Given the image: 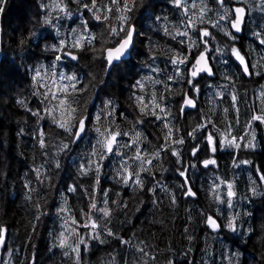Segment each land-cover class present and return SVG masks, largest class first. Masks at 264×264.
<instances>
[{
  "label": "clouds",
  "instance_id": "clouds-1",
  "mask_svg": "<svg viewBox=\"0 0 264 264\" xmlns=\"http://www.w3.org/2000/svg\"><path fill=\"white\" fill-rule=\"evenodd\" d=\"M166 3L171 10L161 0H0V15L14 5L23 8V15L13 18L12 42L4 39L9 21L0 23V86L14 99L13 109L25 113L4 116L0 205L10 192L6 129L14 122L17 137L30 135L34 141L30 171L19 178L26 189L24 230L35 231L28 237L33 243L37 222L43 225L41 218L56 201L52 219L58 227L47 233L50 264H183L185 259L191 264L197 245L196 264H264V179L257 183L253 160L245 157L233 158L225 177L217 171V148L208 141L210 135L218 140L225 154L261 149L253 117L264 115V83L253 89L241 76L249 75L245 53L252 57L254 74L264 72V53L251 42L264 45V0ZM242 36L248 37L243 52ZM61 53L70 55L67 63H61ZM201 57L207 68L196 72ZM32 96L39 109L29 106ZM121 102L130 112L118 122ZM94 104L98 111L86 127ZM149 117L159 122L155 130L145 123ZM241 174L247 178L243 190ZM102 177L110 187L102 188ZM62 178L66 191H57ZM146 204L151 205L144 214L147 223L135 225ZM209 217L220 220L217 227L209 225ZM178 220L186 221L182 230ZM84 225L88 230L80 232ZM3 231L0 220V241ZM250 240L255 256L247 251ZM21 256L10 241L0 264H17ZM28 260L23 256L19 264Z\"/></svg>",
  "mask_w": 264,
  "mask_h": 264
},
{
  "label": "trees",
  "instance_id": "trees-1",
  "mask_svg": "<svg viewBox=\"0 0 264 264\" xmlns=\"http://www.w3.org/2000/svg\"><path fill=\"white\" fill-rule=\"evenodd\" d=\"M12 3L13 4L17 3V0H12ZM161 3L163 6L169 7L167 6L166 0H161ZM169 10H171L170 7ZM87 14L88 13L85 10V15ZM17 15H21V16L23 15L22 6L14 5L11 10V13L10 10L6 9L5 13L3 15H0V23H2L4 20L9 21L7 27L5 28V35H4V39L8 42H12V40L15 37L16 29L12 27V24L14 22L13 18H15ZM9 33L11 35H9ZM247 40H248L247 36L241 37V43L239 46L242 52L244 51V42ZM251 42L254 44L255 48L257 49V52L264 53V45H260L258 42L255 41H251ZM60 55H61V63H67L70 60V58L65 57L63 53H61ZM51 58L52 57H48L46 62H48ZM194 60H195V53H193V59L189 63L191 64L192 62H194ZM245 60L249 68V75L247 76L242 75L241 79L245 82V84H249V83L252 84L253 89H255L260 83H264V72H262L260 76H256L254 74L255 70L252 68V57H250L247 53H245ZM232 61L234 62V58H232ZM235 63L237 64V70H240L238 67V62ZM24 70L25 71L27 70L26 67ZM82 86L83 85H81V87ZM41 90L43 91L44 89L42 88ZM53 92H56L57 96L61 95V93L57 92L55 88L53 89ZM189 95H191V90L189 92ZM241 99H243V97ZM53 102L55 103V101ZM13 104H14V99L10 97V94L7 91L3 90L2 86H0V153L3 152L4 142H5V138L3 137V132L5 131V124H6L4 116L9 111H13L14 113L19 115H25L23 110L13 109L12 107ZM29 106L39 109L41 107L39 99L35 96H32ZM248 110H249V105L245 104L242 112V117L244 119H246L248 116ZM97 111H98L97 105L94 104L90 107L89 118L88 120L85 121L86 127L90 125ZM129 112L130 110L127 109V105L121 102L120 107L117 110V121L120 122L121 115L122 114L128 115ZM27 115L29 116L30 120H34V117H31L30 114ZM42 123L44 125V129L47 130L49 122L45 120ZM145 123L150 128H152V130H155L159 126V122L156 121L155 117H149L145 121ZM253 126L257 130V139L261 143V149L257 150L255 153H248L241 151L230 152L227 154L221 153L218 147L219 141L218 140L216 141L217 142L216 158L220 165V168L217 169V171L222 169L225 177L229 175L231 160L233 158L240 159L242 157H245V158H251L253 160V164L250 166L251 173L253 177L256 179L257 183L261 182V176L264 175V125H262L257 121L253 124ZM209 128H211V125H209ZM6 130L9 132L8 151L6 153V159L10 163L8 165L7 176L5 179V187L9 188L10 192L6 197L3 198L4 203L0 205V207L3 208V211L0 212V220H3L4 222V231H3L4 242L2 247L0 246V259L6 257L9 247V242L12 241L13 246L14 247L18 246L22 254L21 257L17 258V264H19V259L22 258L23 256L29 257L28 264H50L51 255L48 252L49 241H48L47 233L50 228L58 227V224L55 223L52 219V208L53 205L56 203V201L54 200L52 203L49 204L48 206L49 215L41 218L44 222L43 225L41 226L39 222H37V231H39V236L35 239V243H33V241L28 237L29 235L35 236L36 235L35 231L24 230V224H25L24 216L26 215V212L21 202L23 199V193L24 191H26V189L23 187V183L22 181H20L19 178L24 171L26 170L30 171V166H31L30 150L34 141H33V137L30 135L17 137L16 132L18 131V126L14 122L11 125H8ZM122 139H127V138L125 137ZM159 143L162 144L163 140L161 139ZM205 147H207V145H205ZM21 153H23V155H21ZM189 158H191V156H189ZM109 160H111V156L109 157ZM108 162H109L108 160L105 161V166H107ZM200 167L201 169H203L202 165H200ZM243 167L247 168L249 166H243ZM257 169H259V171H257ZM236 171L240 172L239 169ZM169 179H171V177H169ZM175 179L183 182V178L180 177L178 174L175 176ZM196 182L197 184L200 183L199 177L196 178ZM204 182L205 184L207 183L206 180ZM189 183L191 185L192 181L190 180ZM101 185L102 188H107L111 186L110 184L104 181L103 177L101 179ZM246 185H247L246 174H241L240 181H238V188L243 190L246 187ZM66 188H67V180L62 178L61 182L57 184V191L60 190L66 191ZM12 191L15 192L14 198L11 195ZM41 191H43V189H41ZM157 191L159 192V190ZM193 191L197 192V196L201 195L199 188H193ZM0 192H3L2 188H0ZM123 195L125 197L129 196L130 195L129 190L125 189ZM181 199H183V197ZM72 202L75 203L74 198ZM150 207H151L150 204H146L144 208L141 209V212L137 213V216L133 220V223L135 225H140L142 220L145 224L147 223V220L144 219V214L146 213L147 209ZM85 210L87 211L86 208ZM222 211H224L226 214V206L222 208ZM76 219L78 223L83 224V220H81L79 214H77ZM216 219H217V223H220V220L218 218ZM185 223L186 221L178 220V224L181 226V230ZM159 227H160L159 225L154 226L156 230H158ZM87 230L88 229L86 227L79 228L80 232H86ZM203 231H205V229H201V234H203ZM199 248L200 245H197L196 250L192 253L191 264H196V261L200 255ZM247 251L254 256L256 255V249L252 246L251 240L249 241ZM183 264H188V260L185 259Z\"/></svg>",
  "mask_w": 264,
  "mask_h": 264
},
{
  "label": "snow or ice",
  "instance_id": "snow-or-ice-1",
  "mask_svg": "<svg viewBox=\"0 0 264 264\" xmlns=\"http://www.w3.org/2000/svg\"><path fill=\"white\" fill-rule=\"evenodd\" d=\"M237 11H239V9H237ZM234 26H235V27H238L239 25H238V23H237V24H235ZM205 35H206V34H205ZM79 47H80V45L77 44V48H79ZM117 51H119V49H118ZM113 54H114L113 52L109 51V54H108V55H109V58H111V56H112ZM236 55H237V57L241 60V62L243 63V62H244V57H241L239 52H236ZM57 59H60V57L58 56ZM197 65H198V67H197V69H196V72L201 71L203 68H207V64H206V62H203V57H201L200 59L197 60ZM209 71H210V69H209ZM245 71H249L248 65H245ZM196 72H193V75H196ZM61 91H62V90H61ZM53 99H55V94H53ZM185 103H186V104H190V103H192V101L186 99V100H185ZM59 104H60V106L62 107V106L65 104V100L60 99V100H59ZM253 120H254L255 122L258 121L259 123L264 124V115H257V116H254V117H253ZM249 126L251 127V124H250ZM81 127H82V128L84 127L83 122H82V124H81ZM42 135H43V133H42ZM115 138H116V137L113 136L112 139L109 140V142H108V147H109V149H111V146H112V140H115ZM208 141H209V144L212 146V150L215 151L216 148H217V142L213 139V137H212L211 135L208 137ZM43 143H44V142H43V140H42V141H41V144L43 145ZM233 143H235V138H233ZM213 163H215V160H205V161H204V164H205V165H209V164H213ZM261 179H264V175L261 176ZM231 188H232V186H231V184H229V185H228V189H229V190H228V196H229V197H231V196L234 195V192L231 190ZM73 223H76V221L74 220ZM208 223H209V225L212 226V227H217V226H218L217 223H216V220L213 219L212 217H209ZM93 226H94V225H93ZM84 227L87 228L88 225H84ZM60 243H61V245H63V244L65 243V240H64V239H61Z\"/></svg>",
  "mask_w": 264,
  "mask_h": 264
},
{
  "label": "water",
  "instance_id": "water-1",
  "mask_svg": "<svg viewBox=\"0 0 264 264\" xmlns=\"http://www.w3.org/2000/svg\"><path fill=\"white\" fill-rule=\"evenodd\" d=\"M68 58H70V55L69 56H67ZM3 242H4V240H2L1 242H0V246L2 247V245H3Z\"/></svg>",
  "mask_w": 264,
  "mask_h": 264
}]
</instances>
